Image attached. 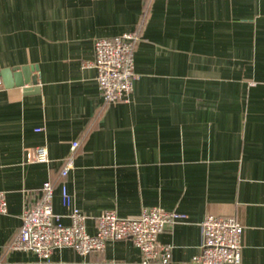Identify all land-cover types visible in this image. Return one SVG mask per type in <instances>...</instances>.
Listing matches in <instances>:
<instances>
[{
    "label": "crops",
    "instance_id": "crops-1",
    "mask_svg": "<svg viewBox=\"0 0 264 264\" xmlns=\"http://www.w3.org/2000/svg\"><path fill=\"white\" fill-rule=\"evenodd\" d=\"M133 31L132 94L106 104L83 64L96 39ZM21 70L24 85L6 88L2 73L14 82ZM0 81V264H142L130 240L47 261L12 250L45 182L60 222L63 184L90 235L107 210L175 211L185 219L157 241L170 264H192L204 217H235L243 264H264V0H0ZM39 146L45 164L33 162Z\"/></svg>",
    "mask_w": 264,
    "mask_h": 264
},
{
    "label": "built area",
    "instance_id": "built-area-1",
    "mask_svg": "<svg viewBox=\"0 0 264 264\" xmlns=\"http://www.w3.org/2000/svg\"><path fill=\"white\" fill-rule=\"evenodd\" d=\"M139 39V33L133 31L94 41L93 60L84 63L83 68L96 70L98 90L106 104L129 101L136 79L134 52ZM77 147L78 142H72L71 151L74 152ZM48 160L44 146L34 149V163L45 164ZM72 169L71 153L63 163L60 176L66 178ZM52 200L53 187L45 182L38 202L27 207L21 216L20 229L10 246L12 250L32 252L39 259L47 261L56 249L69 248L86 256L92 252H102L107 242L130 240L140 251L142 264L171 263L170 246L159 243L157 237L167 226L184 220L183 214L152 207L143 208L134 217H120L114 210H107L97 218L96 232L90 235L85 228L86 216L72 206L65 185L61 186V200L69 210L68 225L62 224L60 216L53 212ZM6 212V197L0 191V214ZM200 226V252L192 258V264H243V226L235 217L208 214Z\"/></svg>",
    "mask_w": 264,
    "mask_h": 264
},
{
    "label": "water",
    "instance_id": "water-1",
    "mask_svg": "<svg viewBox=\"0 0 264 264\" xmlns=\"http://www.w3.org/2000/svg\"><path fill=\"white\" fill-rule=\"evenodd\" d=\"M21 76H25L23 73V70L19 71V72H14L12 73V78L14 82H11V79L9 78V72L8 71H4L2 73V78H3V82L6 88L15 85L18 87H22L23 84V80H20ZM32 85L36 84V78L32 77Z\"/></svg>",
    "mask_w": 264,
    "mask_h": 264
}]
</instances>
